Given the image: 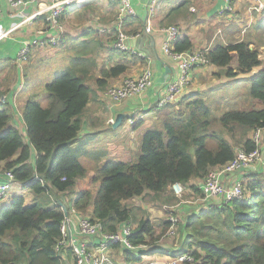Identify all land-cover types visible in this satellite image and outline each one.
Here are the masks:
<instances>
[{
	"label": "trees",
	"instance_id": "obj_1",
	"mask_svg": "<svg viewBox=\"0 0 264 264\" xmlns=\"http://www.w3.org/2000/svg\"><path fill=\"white\" fill-rule=\"evenodd\" d=\"M174 50L191 52L193 43L178 39ZM117 52L125 60L105 70L103 77L126 75L129 62H139L138 57ZM207 57L210 66L220 69L219 75L228 80L260 68L249 78L248 95L253 106L215 118L212 105L200 95H185L178 104L162 108L161 123L144 134L137 161L106 163L94 175L93 183H99L96 195L84 191L70 199L78 213L100 222L109 233L119 232L127 223L135 225L129 241L137 249L115 248L122 251L125 264L142 263L147 255L140 247L155 246L172 228L167 219L157 225L150 217L138 220L128 203L147 193L164 194L177 183L192 189L191 196H203L193 181H204L210 170L234 161L237 148L247 154L258 150L251 134L264 130V68L259 53L243 41L218 46L209 50ZM234 60L236 71L232 68ZM98 84L106 85L104 80ZM46 91L48 108L31 100L24 111L29 145L19 129L11 127L10 112L0 111V171L4 164L3 170L12 171L18 183H29L36 198L29 206L16 196L0 210V264H64L56 244L65 215L61 206L49 208L44 203L55 193L70 195L76 182L87 175L71 145L81 132L91 88L68 72L48 84ZM30 146L38 155L35 165L27 164ZM18 153L20 157L13 160ZM242 175L246 180L241 200L225 204L223 198L205 199L199 206L186 200L182 207L187 218L177 213L184 219L180 224L178 220L183 250L171 258L182 254L194 258L193 263L184 264H264V166H253Z\"/></svg>",
	"mask_w": 264,
	"mask_h": 264
},
{
	"label": "crops",
	"instance_id": "obj_2",
	"mask_svg": "<svg viewBox=\"0 0 264 264\" xmlns=\"http://www.w3.org/2000/svg\"><path fill=\"white\" fill-rule=\"evenodd\" d=\"M23 1L26 3L24 10L16 11L9 8L8 0H0L3 8V15L0 18V111L7 110L10 112L11 127L18 128L25 139V143L29 145L27 125L24 122V111L27 103L35 100L43 108H48L49 104L47 97L42 101L38 98L40 95L35 94L38 75L39 73H45V68L38 69L37 73H30L29 65L35 58L39 60L44 58L57 60L60 54L66 52V56H62V59L67 58L65 63L68 65L65 66L63 72H70L74 76L82 78L91 88L90 101L82 115L81 132L71 145L87 172L89 165H95V168L101 169L106 164L105 162H108L107 159L97 158L87 163L82 157L87 154L88 150L95 149V146L100 142L98 140L100 134L108 135L107 141L116 152L117 160L127 163L135 161L140 156V144L144 134L150 129L159 127L161 123L160 116L164 107H159L158 101L164 94L166 86L179 72V64L162 52V43L166 37L164 33L160 32L162 29L172 25L177 26L180 31L178 39L187 38L193 43L191 52L197 50L208 52L218 46H228L243 41L249 42L251 50L259 53V59L262 61L264 68V10H259L258 3L252 0H237L234 5V13L228 16L220 14L222 7L225 5L223 0H160L157 5L156 16L149 23L151 26L150 33L146 30V26H149L146 20V5L150 0H132L138 17L129 18L125 22L123 31L128 36L134 37V39H131L133 40V46L131 47L145 54L148 59H139V62L133 61V63L128 61L131 66H129L127 74L117 78L103 77L105 70H109L125 60L113 48L116 32L112 30L110 35L99 33L100 28L109 30L111 22L116 16V8L110 4V0H86L82 4L72 2L66 9V15L61 18L65 32L58 45L46 49L36 47L32 50V55L29 56L28 60L22 66H19L14 64L13 61L16 60L21 49L27 45L31 46L46 30L43 16L37 17L31 24L22 25L21 23L25 18L34 15L40 8L43 9L44 5L49 3V1L44 0L40 6L38 3L31 2V0ZM261 2L264 4V0H261ZM148 64L151 65L154 71L152 87L140 97L121 104L111 105L105 97L107 89L120 84L123 79L138 78ZM232 68L235 71L237 70V60L233 61ZM166 69L169 71L167 72ZM259 69L253 70L251 74H241L235 80H228L219 75L222 71L214 66L199 69L193 73L186 95H200L208 104L212 105L215 118L222 117L228 111L240 110L242 106L251 108L254 102L248 95L249 78L255 75ZM61 75L55 74L53 77L56 80ZM100 80H104L106 85H99ZM54 81L50 78L45 79V81L40 82L39 89L42 86L46 88L48 84ZM222 86L225 92L233 88H239L241 93L228 97L229 94L221 92L220 88ZM256 107L259 108L260 106L256 104ZM119 114H124L126 119L119 128L114 129L108 125V121L110 119L115 120ZM130 118L134 119V125L128 123L127 120ZM145 122L148 123L149 127L141 130L140 126ZM123 125L126 127L128 125L129 128L123 129ZM252 136L253 134H251ZM30 147L31 153L27 164L35 165L38 155L35 149L32 146ZM260 153L261 159L264 161V142H261ZM18 157H20V153L13 160ZM1 166L0 184H3L7 183V178L6 171L3 170L4 164ZM242 173L226 174L221 179L222 183L227 188H231L243 176ZM82 181L93 183L90 179H83ZM202 183L203 181H193L192 185L197 186L200 190ZM88 187L85 186V191H91L95 195L96 192L92 189V185L90 188ZM76 188L77 186L73 191L75 196L81 193ZM185 188L186 191L192 192V189ZM16 196L24 198L29 206L36 202L34 194L30 191L29 183H19L11 191L9 200L0 203V210L8 206L11 198ZM75 196L71 194L68 196L56 195L55 193V195L48 196L44 204L49 208H54L59 206V202H61L71 210L74 207L70 199L76 198ZM150 196L151 201H149ZM168 199L170 202L171 200L173 202V199L175 200L170 188L166 193L158 196L147 193L142 198L134 199L133 201L141 203L140 207L133 208L129 203L127 206L133 210L135 218L138 220L150 217L152 222H161L159 220L161 216H157L155 213V210H158L155 202L162 206L166 205ZM183 203H187L186 200ZM169 208L174 209L175 206ZM140 209L142 212L141 217L137 215V211ZM180 212L183 214L185 210ZM78 218L79 216L73 215L72 233L74 237L86 242L91 247L94 246L95 239L79 235ZM130 225L135 227L133 223H130ZM167 236L166 239L155 246L141 249L147 255L144 257L145 261L153 259L167 260L171 258V255H177L181 249L183 250L182 245L178 243L179 238L172 243L169 240H174L175 237ZM113 255L115 264L126 263L120 249L116 251L114 248ZM73 261L71 255H67L63 260L64 264H75V261L74 263Z\"/></svg>",
	"mask_w": 264,
	"mask_h": 264
},
{
	"label": "built area",
	"instance_id": "obj_3",
	"mask_svg": "<svg viewBox=\"0 0 264 264\" xmlns=\"http://www.w3.org/2000/svg\"><path fill=\"white\" fill-rule=\"evenodd\" d=\"M49 3L40 8L34 15L25 18L22 21V25L31 24L37 17H44V24L46 30L41 33V37L35 40L31 46H24L13 61L14 64L22 66L26 62L29 56L32 54V50L36 47L41 49L56 47L60 42L65 28L61 22L62 15L66 12L68 5L72 2L78 4L85 3L86 0H47ZM160 0H150L146 5L147 10V23L149 24L156 16L157 5ZM224 6L220 12L221 15H231L234 13V5L237 0H223ZM258 3V9L264 10V4L261 0H252ZM9 8L11 10L23 11L26 3L23 0H8ZM33 3H38L40 6L44 0H31ZM117 12L114 20L111 22L109 30L107 28H100V34L110 35L112 30L116 32V39L113 42V48L117 51L129 54L130 56L138 57L141 60H147L148 57L135 50L132 47L126 45L127 41L134 39V37L128 36L124 31L125 22L129 18H137L138 13L134 7L132 0H110ZM3 15V8L0 3V18ZM146 26L148 33L151 32V28ZM160 32L165 34V40L162 43V52L165 56L179 64V72L174 79L166 86L164 94L158 101L159 107L167 105H176L186 95V92L191 84L193 73L199 69H203L210 66L209 59L207 57V51L197 50L195 52L178 53L174 50V43L179 38V28L175 25L166 27ZM154 71L151 65H147V68L138 78H126L118 85H114L107 89L105 92L106 99L111 105L121 104L131 99L145 94L153 85ZM129 123L134 125V119L130 118ZM114 120L108 121L109 126H113ZM262 129H257L253 134V141L258 146V150L247 154L242 148L236 149V158L225 167L216 170H210L208 175L204 178V181L200 187L205 199H219L223 198L224 203L228 204L235 200H241L245 194V177L238 179L231 188H227L222 183V177L226 174L240 173L253 166H264V161L261 159L260 146L263 138ZM7 183L0 184V203H4L9 200L10 193L14 186H17V182L12 171L6 172ZM170 188V191L174 197L183 203L186 188L182 184H174ZM73 215L79 216L77 225L78 233L80 236L93 238L96 240L94 246L88 245L82 240L76 239L72 233ZM169 222L172 223V228L169 231V236H173L177 231L178 219L174 215V212L168 217ZM133 227L130 224H124L121 230L117 233H109L106 231L103 224L98 221H92L87 216H83L78 213L74 208L69 211V215L65 217L61 225V236L56 244V253L62 260H65L67 255H71L75 261V264H115L114 261V248L121 247L127 250H136L129 238L132 236ZM145 247H140L143 249ZM144 259L142 263L138 264H184L193 263L194 258L188 254H182L176 258H169L167 260Z\"/></svg>",
	"mask_w": 264,
	"mask_h": 264
},
{
	"label": "rangeland",
	"instance_id": "obj_4",
	"mask_svg": "<svg viewBox=\"0 0 264 264\" xmlns=\"http://www.w3.org/2000/svg\"><path fill=\"white\" fill-rule=\"evenodd\" d=\"M62 56L65 57L66 56V52L63 53V54H60V56L58 57L57 60L51 59V58H49V59L44 58V59L39 60V59L35 58L34 60L31 61L30 65H29L30 66L29 67L30 73H32V72L37 73L38 72V69H44L45 68V73H39V75H38V79H37V83H36V93H35L36 95H40V97H38V98L40 100H42V101L45 99V97H47V101H49V96H48L47 91H46V88H44V86H42L39 89L40 82L45 81V79H47V78L48 79L50 78V79H52L54 81L55 80V77H53V75H55V74L56 75L65 74V72H63V70H65V66H67L68 64L65 63L67 58L64 60V59H62ZM220 90L224 94H229L228 97H230L231 95H235V94L238 95V93H241V91H240L239 88H233V89L227 90L225 92L224 89H223V86H222L220 88ZM36 102H38V101H36ZM244 107L245 106H242L241 108H244ZM126 124H127V122H126ZM146 127L147 128L149 127L147 122H145V124L141 125L140 126V129L143 130ZM124 128H129V126L127 125V127H126V126L123 125V129ZM107 138H108V135L106 136L104 134L103 135L100 134L99 135V139H98L100 142L95 146V149L94 150H92V151H89L88 150L87 154L84 155V156H82L83 157V160L85 162H87V163H90V162H92L93 159L99 158V159H102V160L107 159L106 161L111 162V163L120 162L119 160H117V157L118 156H117L116 152L112 149V147L109 144V142L107 141ZM263 140H262V143L264 142ZM135 161H137V159ZM135 161H133V162H127V163H134ZM108 162H105V163H108ZM88 167H89L88 168V172L89 173L88 172L87 173H88L89 176L86 175L85 178L79 179L76 182V186H77L76 190L79 191V192H81V193H83L85 191V186H89L88 188H90L91 185H92V189H94V191L97 193L99 183H92V182L91 183H88L87 181L85 182V181H82V180L83 179H90L91 181H93L94 180V175H95L96 171L98 169H100V168H95V165H89ZM84 184H85V186H84ZM75 187H74V189H75ZM74 189L70 193L72 196H75V194L73 193ZM186 192L187 193L185 194V198H183V200H187V201H189V203L192 202V204H195L197 206L202 205L205 202L203 196H201V195L191 196V194H190L191 192H189V191H186ZM80 194L76 195L75 197L79 196ZM149 201H151V196H150ZM129 204L133 208H137V207H140L141 206V203H138L137 201H132ZM183 204L184 203H180V200H178L176 198H175V200L173 199V202L166 203V205H162V206L161 205H158V202H155V206L158 208V210H155V213L157 214V216H161L159 218L160 221H164L165 219L168 220V217L171 215L172 212H174V215L179 220V224L180 223H184V219H181V216H178V214H177L181 210H184L183 207L181 208V206ZM174 206H175L174 209H170L169 208V207H174ZM197 210H199V209H197ZM141 213H142L141 212V209L139 211H137V215L139 217H141ZM181 215H182L183 218H187V213L186 212H184ZM155 223H156V225L159 224V222H155ZM179 224H177V227H176L177 228L176 235L175 234L173 235V238L175 237V239L174 240H169V242H172L173 243V242H175L179 238V236H180L179 235V232H180L179 231L180 230V225ZM178 243H179V245H182L183 242L181 241V239H178ZM73 263H74V261H73Z\"/></svg>",
	"mask_w": 264,
	"mask_h": 264
},
{
	"label": "water",
	"instance_id": "obj_5",
	"mask_svg": "<svg viewBox=\"0 0 264 264\" xmlns=\"http://www.w3.org/2000/svg\"><path fill=\"white\" fill-rule=\"evenodd\" d=\"M132 44H133V40H129V41H127V43H126V45L129 46V47L133 46ZM166 71L168 72L169 70L166 69ZM125 119H126V116H125L124 114H119V115L116 117V119L114 120V124H113L112 127H113L114 129L119 128V127L123 124V121H124ZM59 206L62 207L63 212H64V215H65V217H67V216L69 215V210H68V208H67L63 203H61V202H59Z\"/></svg>",
	"mask_w": 264,
	"mask_h": 264
}]
</instances>
